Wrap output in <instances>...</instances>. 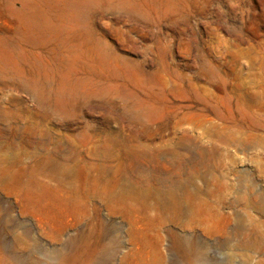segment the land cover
<instances>
[{
    "label": "rangeland",
    "instance_id": "374dc122",
    "mask_svg": "<svg viewBox=\"0 0 264 264\" xmlns=\"http://www.w3.org/2000/svg\"><path fill=\"white\" fill-rule=\"evenodd\" d=\"M204 261L264 264V0H0V264Z\"/></svg>",
    "mask_w": 264,
    "mask_h": 264
},
{
    "label": "bare ground",
    "instance_id": "6f19581e",
    "mask_svg": "<svg viewBox=\"0 0 264 264\" xmlns=\"http://www.w3.org/2000/svg\"><path fill=\"white\" fill-rule=\"evenodd\" d=\"M60 105V104H59ZM12 135V134H11ZM209 190V189H208ZM175 198V197H174ZM187 201V200H186ZM210 202V201H209ZM214 203V202H213ZM181 206H176L175 207V212L176 214L180 215L184 212V206L182 204H180ZM18 252V251H17ZM16 252V253H17ZM204 264H221L219 263V261H215V262H212V261H204Z\"/></svg>",
    "mask_w": 264,
    "mask_h": 264
}]
</instances>
